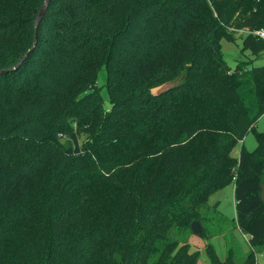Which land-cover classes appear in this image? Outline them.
I'll return each instance as SVG.
<instances>
[{
    "label": "trees",
    "instance_id": "1",
    "mask_svg": "<svg viewBox=\"0 0 264 264\" xmlns=\"http://www.w3.org/2000/svg\"><path fill=\"white\" fill-rule=\"evenodd\" d=\"M44 1L0 0V264H199L180 237L231 183L264 246V66L222 49L264 52V0H49L36 32Z\"/></svg>",
    "mask_w": 264,
    "mask_h": 264
},
{
    "label": "rangeland",
    "instance_id": "2",
    "mask_svg": "<svg viewBox=\"0 0 264 264\" xmlns=\"http://www.w3.org/2000/svg\"><path fill=\"white\" fill-rule=\"evenodd\" d=\"M243 32H238V39L233 41L222 40V49L225 60L228 65L234 69L237 64L242 61L250 63L252 67L264 66V52L255 56L250 50L243 49ZM106 72L103 71L99 76V87L101 89L105 106L110 107V100L106 88ZM256 130L264 131V115L258 120ZM247 149L253 150L257 141L253 131L249 132L245 138L244 143ZM242 142L233 150L235 156L240 155ZM216 201L219 207H217ZM204 215L203 228L206 234L201 236L192 232H187L180 237L184 239L188 237L191 244V251H200L199 264H211L206 251V245L211 243L216 255L220 260H225L229 250L232 249L233 257L236 264H242L249 253L254 252L257 264H264V246L252 247L250 244V235L245 234L236 225V200L234 195V183L215 192L206 205L202 209ZM212 235V236H211ZM209 236H211L209 238ZM256 254V255H255Z\"/></svg>",
    "mask_w": 264,
    "mask_h": 264
},
{
    "label": "water",
    "instance_id": "3",
    "mask_svg": "<svg viewBox=\"0 0 264 264\" xmlns=\"http://www.w3.org/2000/svg\"><path fill=\"white\" fill-rule=\"evenodd\" d=\"M48 5H49V0H45L40 11H39V14L37 16V19L35 21V31L37 32V27L38 25L40 24V22L43 20V18L45 17V14L47 12V8H48ZM37 41V36L35 34V43ZM29 53V52H28ZM28 53L21 59V61L13 68H16L18 66L21 65V63L25 60L26 56L28 55ZM12 68V69H13ZM261 196H262V199L264 200V182L261 184ZM191 230L194 234H201V231H202V227H201V224L199 221L195 220L193 221V223L191 224Z\"/></svg>",
    "mask_w": 264,
    "mask_h": 264
},
{
    "label": "built area",
    "instance_id": "4",
    "mask_svg": "<svg viewBox=\"0 0 264 264\" xmlns=\"http://www.w3.org/2000/svg\"><path fill=\"white\" fill-rule=\"evenodd\" d=\"M255 32H256V34H258L259 36L264 38V29L256 30Z\"/></svg>",
    "mask_w": 264,
    "mask_h": 264
},
{
    "label": "crops",
    "instance_id": "5",
    "mask_svg": "<svg viewBox=\"0 0 264 264\" xmlns=\"http://www.w3.org/2000/svg\"><path fill=\"white\" fill-rule=\"evenodd\" d=\"M243 143H244V140H243ZM244 145H245V144H244ZM234 189H235V185H234ZM218 203H220V202H219V201H216V204H215V205H216L217 207H219V206H218V205H219ZM248 235H249V234H248Z\"/></svg>",
    "mask_w": 264,
    "mask_h": 264
}]
</instances>
